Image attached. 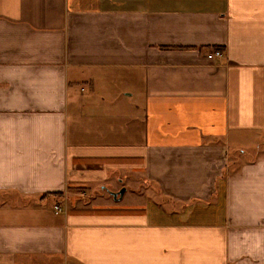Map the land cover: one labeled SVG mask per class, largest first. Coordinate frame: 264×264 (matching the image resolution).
<instances>
[{
	"label": "crops",
	"instance_id": "0c3cea01",
	"mask_svg": "<svg viewBox=\"0 0 264 264\" xmlns=\"http://www.w3.org/2000/svg\"><path fill=\"white\" fill-rule=\"evenodd\" d=\"M263 141L264 0H0V264H264Z\"/></svg>",
	"mask_w": 264,
	"mask_h": 264
},
{
	"label": "rangeland",
	"instance_id": "374dc122",
	"mask_svg": "<svg viewBox=\"0 0 264 264\" xmlns=\"http://www.w3.org/2000/svg\"><path fill=\"white\" fill-rule=\"evenodd\" d=\"M262 144H263V146L261 147V150H264V141L262 142ZM241 149H242V147H240ZM244 149V148H243ZM237 151H239V149L237 150V149H234V152H237ZM241 151V150H240ZM245 151H246V155L248 156V157H252V156H254L255 154H257L258 153V150H255L254 149V147H252V146H249V147H247V148H245ZM108 190L109 189H111V188H107ZM137 189L138 188H136V191H137ZM107 194L109 193V192H106ZM131 194H132V191L131 190H128V193H127V197H126V201H128L129 200V196H131ZM109 195V194H108ZM6 200V201H5ZM99 200H101V199H99ZM26 201H29V199H20V198H18V197H14V198H2V196H1V193H0V203L1 202H7V203H9V204H11V203H25ZM20 205V204H19Z\"/></svg>",
	"mask_w": 264,
	"mask_h": 264
},
{
	"label": "built area",
	"instance_id": "2783aa9c",
	"mask_svg": "<svg viewBox=\"0 0 264 264\" xmlns=\"http://www.w3.org/2000/svg\"><path fill=\"white\" fill-rule=\"evenodd\" d=\"M224 56H225L224 51L220 48H217L214 51H212L210 54H208V58H210L211 60L223 59ZM56 209L61 210L59 206H56Z\"/></svg>",
	"mask_w": 264,
	"mask_h": 264
},
{
	"label": "water",
	"instance_id": "95a60500",
	"mask_svg": "<svg viewBox=\"0 0 264 264\" xmlns=\"http://www.w3.org/2000/svg\"><path fill=\"white\" fill-rule=\"evenodd\" d=\"M125 191H126V189L122 188L118 192H112V195L114 196L115 199H119L124 195Z\"/></svg>",
	"mask_w": 264,
	"mask_h": 264
},
{
	"label": "trees",
	"instance_id": "16d2710c",
	"mask_svg": "<svg viewBox=\"0 0 264 264\" xmlns=\"http://www.w3.org/2000/svg\"><path fill=\"white\" fill-rule=\"evenodd\" d=\"M46 195H51V194H46ZM52 195H61V193H52Z\"/></svg>",
	"mask_w": 264,
	"mask_h": 264
}]
</instances>
